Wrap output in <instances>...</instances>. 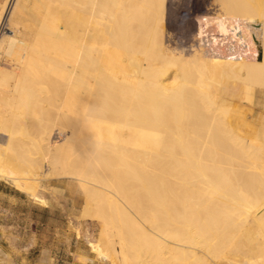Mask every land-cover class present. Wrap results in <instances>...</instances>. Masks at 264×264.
Here are the masks:
<instances>
[{"label":"bare ground","instance_id":"obj_1","mask_svg":"<svg viewBox=\"0 0 264 264\" xmlns=\"http://www.w3.org/2000/svg\"><path fill=\"white\" fill-rule=\"evenodd\" d=\"M165 1L0 0V177L77 179L110 264H264V141L224 83L264 97V0H214L241 59L165 46Z\"/></svg>","mask_w":264,"mask_h":264},{"label":"rangeland","instance_id":"obj_2","mask_svg":"<svg viewBox=\"0 0 264 264\" xmlns=\"http://www.w3.org/2000/svg\"><path fill=\"white\" fill-rule=\"evenodd\" d=\"M217 10L221 12L214 0H166L165 46L189 53L194 39L192 45L196 43L199 21L204 16L218 13ZM4 31L8 32V26L4 27ZM252 38L251 46L253 44L256 48L258 44L256 45L255 37ZM248 42L250 43L249 40ZM186 46L187 48L189 46V50ZM263 46L264 43L258 45L257 49H262ZM205 54L207 58H211L206 51ZM224 83H228L232 90L228 97L233 104L234 112H236L235 118L240 119L252 133L256 132L263 137L261 140L264 141V97L260 96L259 87L251 85L253 89L252 102H247L244 99V83L242 81L226 78ZM61 138L62 136L57 131L53 133L54 140L60 141ZM0 180H5L16 186L10 178L0 177ZM35 184L37 187L31 192H25L27 195H21L22 198L28 197L30 203L27 210L28 224L31 227V219L40 221L38 230L47 237L46 247L48 248L53 242L52 232H59L58 239L54 240L56 245L57 241H60V249H54V255L56 259H59V264H67L68 261H76L77 264H110V261L102 259L91 245L92 242L102 239L100 222L80 216L86 200V193L80 182L70 177H52L44 178ZM32 205L37 207L35 211L31 207ZM74 234L76 238H73ZM69 244L72 249H68ZM69 250L71 253H68ZM17 253L19 258L24 256L20 252ZM29 258L34 261V258H37L36 253L30 255Z\"/></svg>","mask_w":264,"mask_h":264},{"label":"crops","instance_id":"obj_3","mask_svg":"<svg viewBox=\"0 0 264 264\" xmlns=\"http://www.w3.org/2000/svg\"><path fill=\"white\" fill-rule=\"evenodd\" d=\"M21 195L27 194L0 180V264H59L54 255V249H60V241L54 244L59 232H52L53 242L50 248L46 247L47 237L38 230L40 221L31 219L29 227L27 210L30 203L28 197L22 198ZM31 207L34 211L37 209L34 205ZM68 247L72 249L70 244ZM17 252L24 256L19 258ZM35 253L37 258L33 261L29 257ZM68 253H71L70 250ZM67 264L77 263L68 261Z\"/></svg>","mask_w":264,"mask_h":264},{"label":"built area","instance_id":"obj_4","mask_svg":"<svg viewBox=\"0 0 264 264\" xmlns=\"http://www.w3.org/2000/svg\"><path fill=\"white\" fill-rule=\"evenodd\" d=\"M215 15H208L202 17L198 23L199 32L198 37L201 45L210 57H222L241 59L252 58L255 55V49L248 42L243 35L242 30H238L234 34L232 30L223 33L217 21L214 19ZM232 29V27H229Z\"/></svg>","mask_w":264,"mask_h":264}]
</instances>
